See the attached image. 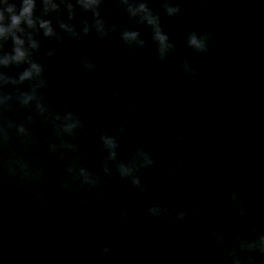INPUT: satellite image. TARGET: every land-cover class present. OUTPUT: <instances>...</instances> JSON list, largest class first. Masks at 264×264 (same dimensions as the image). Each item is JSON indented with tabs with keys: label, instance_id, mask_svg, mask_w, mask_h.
<instances>
[{
	"label": "water",
	"instance_id": "95a60500",
	"mask_svg": "<svg viewBox=\"0 0 264 264\" xmlns=\"http://www.w3.org/2000/svg\"><path fill=\"white\" fill-rule=\"evenodd\" d=\"M178 2L180 14L167 17L159 7L160 0H149V6L161 15L163 29L176 44L165 61L157 59L150 29L133 24L123 9L111 7L105 18L119 26L138 28L141 38L147 41L146 47L130 52L118 33L104 39H97L92 33L79 43L64 37L63 45L57 47V55L48 58L45 65L49 82L45 94L58 110L68 106L84 121L85 127L78 132L76 141L101 172L100 162L106 156L100 147L101 130L111 131L125 125L119 142L120 159L130 158L137 141L152 154L154 165L139 173L147 189L145 192L120 179L114 170L106 177L141 216L155 203H163L170 210L188 208L189 214L183 220L174 218V222L146 216L147 222L157 225L155 233L160 237L159 240L154 235L149 237L154 241L148 246L156 248L157 242L166 244L169 249L163 256L168 261L166 264H223L225 253L210 236L211 228L223 234L229 248L233 247L234 235L251 238L249 229L253 225L264 228V3L211 0L210 6L205 8L199 0ZM118 12L123 15H114ZM79 19H90V15L80 13L78 26ZM188 30L213 33L207 53H194L186 46ZM55 43V40L44 41L40 55ZM81 52L96 64L94 73L81 66ZM184 57L190 58L196 69L194 75L184 74L181 68ZM5 71L14 75L16 69ZM116 88L122 100L112 96ZM126 104L134 105L137 113H131ZM5 115L21 120L27 111L14 109ZM154 126L159 128V135ZM170 132L182 136L183 141L169 148ZM45 138L40 144V154L36 148L18 149L13 154L21 153L40 161L50 137ZM1 152L3 159L10 157ZM186 156L194 157L198 164H185L175 176L170 175V168ZM50 157L43 164L40 161L46 181L52 183L57 174L62 181L67 160L56 166L53 161L57 157L52 154ZM2 172L0 170V229L8 224L11 229H7V233L15 231L14 237L4 239L1 236L5 235H0V264H32L34 257L45 262L51 259V264H153L150 261L155 253L145 256L139 251L144 246L135 244V232L129 228L127 218H119L116 209H110L103 227L93 230L92 235H84L82 243L79 240L77 244L72 243L57 228V239L46 234L26 236L27 228L17 222L13 202L5 194L8 183ZM81 191L77 188L61 193L74 199V192H78L92 205L104 194L94 191L86 195L87 187ZM232 191L237 192L243 206L250 209L249 215L237 213L229 199ZM196 197L200 201L198 212L193 210ZM64 205L58 201L52 205L50 220L55 227L66 221L59 211ZM105 246L109 248L107 253L102 252ZM236 251L245 259L246 253ZM252 255L257 264H264V256ZM171 257L180 260L173 261Z\"/></svg>",
	"mask_w": 264,
	"mask_h": 264
},
{
	"label": "clouds",
	"instance_id": "9594fccd",
	"mask_svg": "<svg viewBox=\"0 0 264 264\" xmlns=\"http://www.w3.org/2000/svg\"><path fill=\"white\" fill-rule=\"evenodd\" d=\"M199 2L208 8L211 0ZM260 2L264 3V0ZM111 7L123 9L133 24L144 25L150 29L151 40L156 46L155 53L159 61H165L174 51L175 41L170 39L169 33L163 29L161 15L149 6V0H111V5L109 0H0V151L8 146L12 136L20 142L24 150L38 147L39 138L34 135L32 128L38 119L41 124L51 128L52 136L55 138L47 139V152L55 155L61 162L68 157L66 177L60 185L66 192H73L85 186L97 188L104 181L99 173L81 163L83 157L76 137L78 132L84 129V121L68 106L62 111L58 110L47 98L45 90L49 82L45 76V65L48 58L57 55V47L63 45L64 37L79 43L92 33L97 39L118 33L120 41L130 52L135 48L146 47L147 41L141 38L138 28L119 26L105 18ZM159 7L167 17L178 16L181 12L178 0H160ZM236 11L238 9L233 12L234 15ZM80 13H88L90 19H79L78 26L76 21ZM61 33L64 36H61ZM212 39L211 31L188 30L185 44L194 53H207ZM47 40H55L56 43L40 55L44 41ZM80 64L88 72L96 71V64L84 52L80 54ZM9 68L16 69L14 75L5 71ZM181 68L185 75L196 73L189 57L183 58ZM112 96L118 100L123 99L119 88L113 90ZM125 107L131 113H137L134 105L126 104ZM14 109L26 110L27 115L21 120H13L5 115ZM184 114L187 115L186 112ZM154 131L159 135L158 127L154 126ZM124 133L123 124L111 131L106 129L100 131V147L106 152L100 166L104 176H111L114 170L121 179L127 180L143 193L147 189L142 185L139 173L141 169L152 167L155 161L152 154L146 151L139 141L129 159H120L119 142ZM168 136L169 148L183 141V137L175 132H170ZM185 164L196 166L198 161L192 156L181 157L170 168L169 174L175 176L177 170ZM0 170L20 185L46 182L44 170L37 166L34 159L26 158L21 153L12 154L7 160L0 156ZM37 198L42 200L39 193ZM229 199L240 216L249 215L250 209L243 206L237 192H230ZM80 203L86 202L81 200ZM199 204V198H194V211H199ZM147 211L152 217L164 218L170 222H174V218L183 220L189 214L187 207L170 210L163 203H155ZM127 215V210H121L119 218L124 220ZM148 226L153 231L157 230L156 224L149 223ZM249 231L251 238L234 235L231 241L233 247L229 248L225 245L223 234L215 228L210 229V236L216 246L224 250L223 264H245V260L246 264H257L252 254L264 256V228L258 229L253 225ZM236 249L246 253L245 259L238 255ZM108 251V246L102 249L103 253Z\"/></svg>",
	"mask_w": 264,
	"mask_h": 264
}]
</instances>
